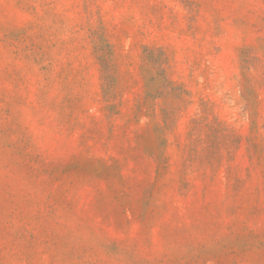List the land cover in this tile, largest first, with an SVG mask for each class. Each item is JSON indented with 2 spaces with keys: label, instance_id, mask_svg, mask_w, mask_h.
I'll list each match as a JSON object with an SVG mask.
<instances>
[{
  "label": "rangeland",
  "instance_id": "374dc122",
  "mask_svg": "<svg viewBox=\"0 0 264 264\" xmlns=\"http://www.w3.org/2000/svg\"><path fill=\"white\" fill-rule=\"evenodd\" d=\"M0 264H264V0H0Z\"/></svg>",
  "mask_w": 264,
  "mask_h": 264
}]
</instances>
